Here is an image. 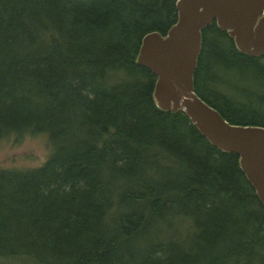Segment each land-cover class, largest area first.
I'll return each instance as SVG.
<instances>
[{"label":"trees","instance_id":"trees-1","mask_svg":"<svg viewBox=\"0 0 264 264\" xmlns=\"http://www.w3.org/2000/svg\"><path fill=\"white\" fill-rule=\"evenodd\" d=\"M174 0H0V137L48 136L31 168H0V257L41 264H264V209L237 164L152 99L140 39ZM193 90L264 126V53L200 30Z\"/></svg>","mask_w":264,"mask_h":264},{"label":"water","instance_id":"water-1","mask_svg":"<svg viewBox=\"0 0 264 264\" xmlns=\"http://www.w3.org/2000/svg\"><path fill=\"white\" fill-rule=\"evenodd\" d=\"M174 24L164 34L141 37L136 64L152 72V99L162 111L181 112L200 136L218 150L233 153L241 173L264 209V126L226 122L193 90L200 30L212 21L226 31L236 50L264 53V0H174Z\"/></svg>","mask_w":264,"mask_h":264},{"label":"rangeland","instance_id":"rangeland-1","mask_svg":"<svg viewBox=\"0 0 264 264\" xmlns=\"http://www.w3.org/2000/svg\"><path fill=\"white\" fill-rule=\"evenodd\" d=\"M48 136L42 134H8L0 137V168H31L40 165L51 150ZM0 264H41L29 258L0 257Z\"/></svg>","mask_w":264,"mask_h":264},{"label":"bare ground","instance_id":"bare-ground-1","mask_svg":"<svg viewBox=\"0 0 264 264\" xmlns=\"http://www.w3.org/2000/svg\"><path fill=\"white\" fill-rule=\"evenodd\" d=\"M214 109V108H213ZM216 110V109H215ZM217 111V110H216ZM260 126V125H259Z\"/></svg>","mask_w":264,"mask_h":264}]
</instances>
